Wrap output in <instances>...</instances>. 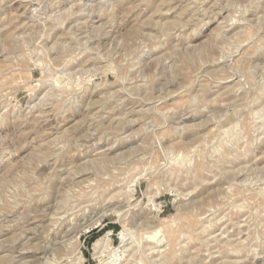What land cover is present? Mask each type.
<instances>
[{
  "label": "rangeland",
  "instance_id": "rangeland-1",
  "mask_svg": "<svg viewBox=\"0 0 264 264\" xmlns=\"http://www.w3.org/2000/svg\"><path fill=\"white\" fill-rule=\"evenodd\" d=\"M0 245L264 264V0H0Z\"/></svg>",
  "mask_w": 264,
  "mask_h": 264
},
{
  "label": "bare ground",
  "instance_id": "bare-ground-1",
  "mask_svg": "<svg viewBox=\"0 0 264 264\" xmlns=\"http://www.w3.org/2000/svg\"><path fill=\"white\" fill-rule=\"evenodd\" d=\"M31 1V0H30ZM200 1V0H199ZM82 3V2H81ZM86 4V3H85ZM198 4V3H197ZM46 11V10H45ZM53 13V12H52ZM94 20V19H93ZM45 22V21H44ZM239 22V21H238ZM94 23V22H93ZM63 75V74H62ZM58 79V78H56ZM62 79L61 77L58 79V81ZM61 82V81H60ZM66 89V88H65ZM116 119V118H115ZM176 158V157H175ZM180 158V157H179ZM178 158V159H179ZM242 175V174H241ZM230 186V185H229ZM228 190V189H227ZM263 193V192H262ZM259 195V194H258ZM147 216V214H146ZM92 218V217H91ZM135 220V219H134ZM220 221V220H219ZM40 224V223H39ZM209 227V226H208ZM39 228V227H38ZM87 228V227H86ZM220 231V230H219ZM225 231V230H224ZM60 232V231H59ZM85 232V231H84ZM202 232V231H201ZM209 233V232H208ZM160 233V230L159 231H156L155 233L153 232L152 235H149L147 236L148 239H150V241H154L158 244H162V242L164 241V236ZM211 234V233H210ZM41 235V234H40ZM145 235V234H144ZM125 236V235H124ZM124 236H122V242H123V239H124ZM39 240V239H38ZM186 240V239H185ZM22 244V243H21ZM138 244V243H137ZM141 244V243H140ZM1 246V245H0ZM47 246V245H46ZM139 246V244H138ZM93 247H94V251H95V254L98 255L97 258H99V260L101 261V258L102 257H107L108 260L109 259H116V257H118L117 254H114V250L113 249H110L111 251H108L109 250V238H99L94 244H93ZM111 248V247H110ZM163 248V247H162ZM152 250V249H151ZM163 249H161L162 251ZM104 252H106L107 254H103ZM237 252V251H236ZM10 253V252H9ZM42 257V256H40ZM111 257V258H110ZM106 258V259H107ZM42 259V258H41ZM4 260L5 259H0V264H3L4 263ZM83 257L79 254V253H76L73 255L72 259L70 260V264H83ZM156 261V260H155ZM110 263V262H109ZM160 263V262H159ZM103 264V263H101ZM105 264V263H104ZM106 264H108L106 262Z\"/></svg>",
  "mask_w": 264,
  "mask_h": 264
}]
</instances>
